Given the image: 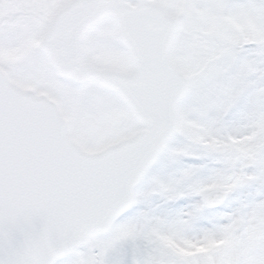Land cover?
<instances>
[{
    "label": "snow or ice",
    "instance_id": "snow-or-ice-1",
    "mask_svg": "<svg viewBox=\"0 0 264 264\" xmlns=\"http://www.w3.org/2000/svg\"><path fill=\"white\" fill-rule=\"evenodd\" d=\"M0 264H264V0H0Z\"/></svg>",
    "mask_w": 264,
    "mask_h": 264
}]
</instances>
